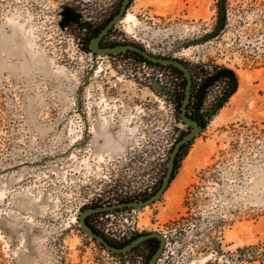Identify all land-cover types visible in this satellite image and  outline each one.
Returning <instances> with one entry per match:
<instances>
[{
  "label": "rangeland",
  "instance_id": "obj_1",
  "mask_svg": "<svg viewBox=\"0 0 264 264\" xmlns=\"http://www.w3.org/2000/svg\"><path fill=\"white\" fill-rule=\"evenodd\" d=\"M122 0H0V264H143L113 254L78 217L150 194L185 126L163 68L92 57L69 7L99 25ZM131 0L113 41L231 71L235 92L190 141L161 199L95 217L107 234L166 236L159 264H264V0ZM129 202V201H127ZM133 229V231H132Z\"/></svg>",
  "mask_w": 264,
  "mask_h": 264
},
{
  "label": "flooded vegetation",
  "instance_id": "obj_2",
  "mask_svg": "<svg viewBox=\"0 0 264 264\" xmlns=\"http://www.w3.org/2000/svg\"><path fill=\"white\" fill-rule=\"evenodd\" d=\"M118 10L119 9H117V12ZM116 13L114 12L103 23L96 25V24L91 23L90 21H82L81 16L76 11L72 10L69 7H64L61 13L62 18H61L60 25L65 29H68L69 27L77 28L78 42H79L80 47L86 50L89 54H91L92 57L95 56L96 59H99L100 57L109 58V59H126V61H131L132 63H135V64L143 63L148 66H154L159 69L163 68L164 70H166V72H164V75H165L166 81L170 83L169 84L170 87L167 90L168 101L171 103L174 110L179 113V117H180V112L183 107V101L186 100V104L184 105V111H185L186 117L196 122L197 125L201 128V130L204 129L207 121L213 115L212 111L215 112L216 110L219 109L220 100L224 98L228 90L231 88L232 80H233L232 76L229 74L220 75L221 71L226 70V69H220V68H215V67H209V68L195 67V69H193L187 64H185L184 62H182L181 60H179L177 55H174V54L170 56L155 55L153 52L147 50V47L145 46H139L137 44L128 43L125 41H113L112 40L113 36L111 34L113 27L98 42L99 49L114 47L117 45H127V46H133L135 48H138L141 51L147 53L149 56L156 58V59L177 60L181 62L187 68L189 76H190V82H188V79L186 78L184 73L178 70L177 68L173 66H163L160 64L152 63L149 60H147L146 57L142 56L140 53L136 51L127 50L119 54H107V55H99V54L94 53L91 49V40L98 36L100 31L107 25L109 20ZM206 83H208L207 86L205 87L203 92H201V90L203 89ZM182 124L185 126L184 134L188 133L190 131V128L186 126L183 122ZM178 154H180V152ZM176 161L177 160H175V165H176ZM147 197L148 195L146 196V198ZM126 201H131V199L126 200ZM103 206L92 204L88 208H98V207H103ZM101 213L103 212H96V213H92L91 215H89L87 217V224L93 229L94 232L101 235L109 244L116 246V247L118 246L122 247L125 244H128L132 239L135 238V237H127V235H125L126 232H122L121 236H118V237L112 234L101 232L95 220V217L100 215ZM146 242L148 243L147 252L145 253V256L141 258V260L145 262L143 264L148 263L149 259L157 251L160 245V242L157 239H149ZM153 250L154 252L151 253ZM163 252L164 250H162L161 255L163 254ZM149 255L150 257L146 259V256H149ZM159 261H160V256L158 257V259L155 261L154 264H159Z\"/></svg>",
  "mask_w": 264,
  "mask_h": 264
},
{
  "label": "water",
  "instance_id": "obj_3",
  "mask_svg": "<svg viewBox=\"0 0 264 264\" xmlns=\"http://www.w3.org/2000/svg\"><path fill=\"white\" fill-rule=\"evenodd\" d=\"M131 0H122L120 4V8L118 12L109 20L107 25L100 31L97 37L93 38L91 40V49L94 53L99 54V55H107V54H119L121 52H125L127 50H132L140 53L142 56L146 57L147 60H149L152 63L155 64H160L163 66H173L180 70L181 72L184 73L186 78L188 79V82H190V76L188 73L187 68L179 61L174 60V59H156L151 56H149L147 53L141 51L138 48H135L133 46H127V45H117L114 47H109V48H104V49H99L98 48V42L101 40L103 36H105L109 30L117 23L119 22L123 15L124 12L127 10L128 5L130 4ZM226 0H218V22L215 26V28L210 31L209 33L202 35V36H196V37H191L190 39L182 40L178 42L172 50H178V49H185L188 47L192 46H198L201 44H204L215 37H217L223 30L226 25V8H225ZM223 74H229L232 76V86L228 90L227 94L224 96L223 99L220 100V104H223L227 98H229L230 95L234 93L236 90V85L237 81L234 76V74L229 71V70H222L220 75ZM216 78V77H214ZM208 83H206L201 90L205 89ZM186 104V100L183 101V107L180 112V118L182 122L190 128V131L186 134H184L173 146L169 159L167 162V168H166V173L162 179V182L159 186V188L150 196L147 198H139L137 200L129 201V202H121V203H116L113 205H104L103 207H98V208H85L83 211L80 212L79 217H78V223L80 226L81 231L83 232L84 235H86L88 238L91 240L97 242L103 249L106 251L113 253V254H124L127 252H130L132 249L135 247L139 246L140 244L146 242L149 239H157L160 242L159 248L157 251L151 256L147 264H154L155 261L158 259V257L161 255L163 247L165 245V240L164 237L159 234V233H148V234H143V235H137L136 233H131V232H126L125 235L127 237H135L132 239L128 244L122 246V247H116L111 244H109L101 235L98 233L94 232L93 229L87 224V217L91 215L92 213L96 212H104V211H109V210H114V209H120V208H143L146 206H150L154 204L155 202L159 201L165 191L168 189L171 181L173 180V175L175 173V160L177 158L178 153L180 152V149L184 146L187 145L190 141H192L201 131V128L197 125L196 122L192 121L185 115L184 111V105ZM218 105V106H219Z\"/></svg>",
  "mask_w": 264,
  "mask_h": 264
},
{
  "label": "trees",
  "instance_id": "obj_4",
  "mask_svg": "<svg viewBox=\"0 0 264 264\" xmlns=\"http://www.w3.org/2000/svg\"><path fill=\"white\" fill-rule=\"evenodd\" d=\"M117 12V10L115 11V13ZM183 136V135H182ZM182 136H179L178 137V139H177V141L182 137ZM189 144V143H188ZM187 144V145H188ZM187 145H185L184 147H182L181 149H180V154H178L177 155V161H176V165H175V173H176V171H177V169H178V165H179V163H180V161H181V158L184 156V154H185V149H186V147H187ZM175 173H174V175H175ZM174 175H173V178H174ZM161 182L162 181H160V183H159V185H157L156 186V188H154V190L150 193V194H148V196H150L151 194H153L158 188H159V186H160V184H161ZM144 198H146V197H144ZM132 201V200H131ZM127 202V201H126ZM126 245V244H125ZM100 247H101V245H100ZM118 247H120V246H118ZM147 247H148V243L147 242H144V243H142V244H140L139 246H137V247H135L134 249H132L130 252H127V253H125V254H129V253H132V252H135V251H137V250H141V248H142V252H141V254H142V256L144 257L145 256V253L147 252ZM154 252V250L151 252V253H153ZM125 254H122V255H125ZM148 257H150V255L149 256H146V259H148ZM145 263V262H144Z\"/></svg>",
  "mask_w": 264,
  "mask_h": 264
},
{
  "label": "built area",
  "instance_id": "obj_5",
  "mask_svg": "<svg viewBox=\"0 0 264 264\" xmlns=\"http://www.w3.org/2000/svg\"><path fill=\"white\" fill-rule=\"evenodd\" d=\"M98 228H100V227H98ZM100 231L102 232V230L100 229ZM105 233L107 232V230L106 231H104ZM163 237H164V240L166 241V236L164 235V234H162V233H160Z\"/></svg>",
  "mask_w": 264,
  "mask_h": 264
}]
</instances>
